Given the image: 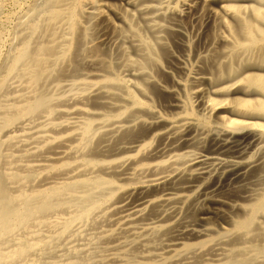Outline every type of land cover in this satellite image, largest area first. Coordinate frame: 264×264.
Returning a JSON list of instances; mask_svg holds the SVG:
<instances>
[{
  "label": "bare ground",
  "instance_id": "6f19581e",
  "mask_svg": "<svg viewBox=\"0 0 264 264\" xmlns=\"http://www.w3.org/2000/svg\"><path fill=\"white\" fill-rule=\"evenodd\" d=\"M17 25L0 264H264V0H41Z\"/></svg>",
  "mask_w": 264,
  "mask_h": 264
},
{
  "label": "rangeland",
  "instance_id": "374dc122",
  "mask_svg": "<svg viewBox=\"0 0 264 264\" xmlns=\"http://www.w3.org/2000/svg\"><path fill=\"white\" fill-rule=\"evenodd\" d=\"M40 4L41 0H0V30L14 32L28 8Z\"/></svg>",
  "mask_w": 264,
  "mask_h": 264
}]
</instances>
